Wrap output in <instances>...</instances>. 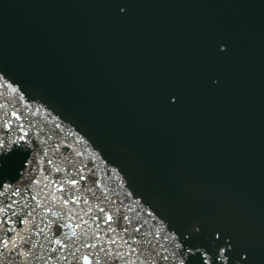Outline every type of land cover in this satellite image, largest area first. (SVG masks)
Returning <instances> with one entry per match:
<instances>
[{
	"label": "water",
	"instance_id": "95a60500",
	"mask_svg": "<svg viewBox=\"0 0 264 264\" xmlns=\"http://www.w3.org/2000/svg\"><path fill=\"white\" fill-rule=\"evenodd\" d=\"M13 141L9 170L29 152L34 179H65L88 219L122 211L129 244L157 224L206 264H263L264 0H0ZM66 174L88 179L78 192Z\"/></svg>",
	"mask_w": 264,
	"mask_h": 264
},
{
	"label": "snow or ice",
	"instance_id": "6c2138e0",
	"mask_svg": "<svg viewBox=\"0 0 264 264\" xmlns=\"http://www.w3.org/2000/svg\"><path fill=\"white\" fill-rule=\"evenodd\" d=\"M121 11H123V9H121ZM224 46L226 47V45ZM172 99L175 100L176 98L173 97ZM12 116L17 119L22 118L21 115L15 111L12 112ZM8 124L10 126L11 121H9ZM20 131H24L22 127L20 128ZM27 135L28 133L25 132L24 135L20 137V140L24 141L25 144H27ZM15 144L16 142L13 141V148L6 152L5 145L0 143V157L11 153L14 149H18L15 147ZM33 144H35V141H33ZM27 153L28 154L23 160L22 166L17 170L14 177L4 175L0 172V231L5 233L4 237H0V257L4 255V252H8L16 257L19 264H30V262L39 261H43V264H48L49 261H55L56 264H59L60 261H64L65 264H101L102 260L104 261V264H117V261H120L121 264H135L136 260H141L143 264L142 254L137 255V249L129 244L127 240H123V238L119 236H117V238L108 236L106 243L114 249L127 246L128 251L126 253L109 251L107 248L98 247L97 244H89L86 242L79 247H73L70 243V237H68L63 230L67 228L71 231L72 236H76V230L86 226L88 221L83 217L72 214L71 210L68 211L67 216L63 213H53L56 219L50 220L48 223L41 221V225L43 226L33 223L32 218L36 208H42L44 213H52V209L46 204L42 206L39 202L36 203L35 207H32L28 203L29 200L38 201L39 193L33 194L31 185H38L41 183V180L25 178L22 169L25 168L26 164L31 165L35 163L34 159H29V152ZM46 163L51 165L53 161L47 160ZM2 168L3 162L0 161V169ZM40 171H47V169H40ZM56 171L59 173L60 169H56ZM43 179H47V176L43 177ZM87 179L88 177L80 175L79 179L71 178L67 183L74 187L78 185L80 181ZM94 184H98V181H94ZM64 188L65 184L61 182L58 190L63 191ZM89 191L91 190L89 189ZM21 200L24 201L23 204H21ZM83 202L85 201H83L82 198L77 197L74 194L71 196V199L65 197L62 201L64 206H68L69 204H80ZM91 211L92 208H89L88 212ZM96 211L97 215L92 218L93 223L96 225V230L93 235L97 238L100 236V224L105 225L109 233L115 232L116 229H113L111 224L116 222V218L113 216L111 210L97 205ZM13 217H15V219H13ZM120 219L127 221L129 224L131 223L126 216H121ZM61 221H63V223H61ZM11 225H28L23 231L44 236V239L51 246V252L46 251L43 255L36 256L34 250L38 245L32 243L30 238L26 239L25 236L21 235L15 227H10ZM118 227H121V230L125 233L128 232L127 228H123L119 225ZM45 229H47L48 235H45ZM134 231L138 232L139 229H134ZM216 235L219 236V233ZM118 239L122 240V243L118 244ZM130 239H135V237H130ZM177 247L181 248L182 245H177ZM231 247L232 245H228V248ZM89 249L92 251H88ZM201 249L203 248H188L186 253H181L178 264H184V256L186 255L188 258L190 253H199L201 264H206L205 258L209 257V253L203 249V253L201 254ZM225 252V247L220 246L215 251V259L228 261L229 257L225 255ZM172 255L173 258H176L175 252ZM162 259L168 260L169 257L163 256ZM0 264H4V261L0 260ZM151 264H156V261L152 260ZM236 264H239V261H237Z\"/></svg>",
	"mask_w": 264,
	"mask_h": 264
}]
</instances>
